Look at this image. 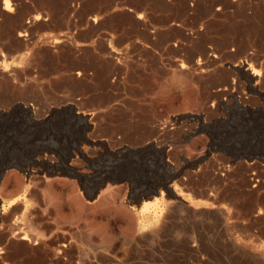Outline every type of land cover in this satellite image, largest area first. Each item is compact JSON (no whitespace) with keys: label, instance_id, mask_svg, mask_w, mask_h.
<instances>
[{"label":"rangeland","instance_id":"obj_1","mask_svg":"<svg viewBox=\"0 0 264 264\" xmlns=\"http://www.w3.org/2000/svg\"><path fill=\"white\" fill-rule=\"evenodd\" d=\"M0 61V201H15L0 219L18 234L0 264H264V0H0ZM151 142L173 196L139 198L168 172L161 154L103 155ZM108 185L127 214L107 209Z\"/></svg>","mask_w":264,"mask_h":264},{"label":"bare ground","instance_id":"obj_2","mask_svg":"<svg viewBox=\"0 0 264 264\" xmlns=\"http://www.w3.org/2000/svg\"><path fill=\"white\" fill-rule=\"evenodd\" d=\"M4 10H8V7H7V5H6V7L4 8ZM10 11V10H9ZM38 16V15H37ZM34 18V17H33ZM138 18V17H137ZM36 21L39 19V18H34ZM58 39H56V41H57ZM59 44V43H58ZM114 53V52H113ZM1 62V61H0ZM14 64V63H13ZM12 64V65H13ZM10 67V66H9ZM14 68H15V66H14ZM234 68V67H233ZM253 68V67H252ZM236 70L238 71V72H240V73H243V74H248V75H250V78L249 79H251V80H253V78H256L257 76H258V74L255 72V71H253V70H251V69H249V68H236ZM235 70V71H236ZM10 71V70H9ZM11 72V71H10ZM4 73H5V71H4ZM6 74H8V76H9V72L8 73H6ZM11 74V73H10ZM12 75V74H11ZM3 77H5L6 78V76H3ZM11 77V76H10ZM9 78V77H8ZM2 79V78H1ZM12 79V78H11ZM10 80V79H9ZM13 80V79H12ZM7 82V81H6ZM8 84V83H7ZM255 89V88H254ZM234 100H235V103H236V105H238L239 107H242V108H247L246 106H244V105H242L240 102H239V99L236 97V96H234V98H233ZM18 108H20V109H22V110H25V111H30V109H28V108H26V106L24 105V104H18ZM9 111V110H8ZM55 111V110H54ZM0 113H3V111H0ZM2 115V114H1ZM29 115V114H28ZM31 115V114H30ZM74 115V114H73ZM88 115V114H87ZM83 116V115H82ZM31 118V117H30ZM32 119V118H31ZM200 119H202V117H200ZM85 120V119H84ZM84 122V121H83ZM83 131V130H82ZM166 131H168V130H166ZM165 131V133H167ZM88 132V131H87ZM86 132V133H87ZM164 132V131H163ZM113 134V133H112ZM85 136V135H84ZM83 136V137H84ZM146 138V137H145ZM89 140V139H88ZM99 141V140H98ZM101 141V140H100ZM104 141V140H103ZM107 141V140H106ZM122 141V140H121ZM111 142V141H110ZM148 142V141H147ZM102 143V142H101ZM146 143V142H145ZM117 144V143H116ZM115 144V145H116ZM77 145V144H76ZM111 145V144H110ZM114 145V146H115ZM108 147V146H107ZM113 147V146H112ZM158 147V146H157ZM163 147V146H162ZM80 150V149H79ZM103 150H105V149H103ZM150 152V151H152V152H156V153H158V154H161L162 155V157H161V163L164 165V167H165V169L166 170H168V172L163 176V178L162 179H160V181L158 182V183H156L155 182V184H153L151 187H149V189H145V188H143L139 193H141L140 195H139V198L140 199H146V198H148L149 197V195H151V194H159L160 196H162L163 195V193L164 192H166L167 194H169V195H172L173 196V191H172V189L170 188V187H168V182L172 179V177H174L175 175H177V172L173 169V167L169 164V163H167V161L165 160V158H164V156H163V153H164V151H165V147H163L162 149H157L156 147H155V143H152L151 142V144H149L147 147H145V148H142V149H138V150H132L131 148H129L128 146H122L121 148H117V149H108L107 148V154H103L104 155V158L106 159V160H108V164L110 165V166H112V165H115L114 163H118V162H120L122 159H123V156L124 155H127V154H136V153H138V152ZM169 151V150H168ZM171 151V150H170ZM182 151V150H181ZM183 151H185V149L183 150ZM76 152V151H75ZM82 152V151H81ZM104 152V151H103ZM91 153V152H90ZM99 153V152H98ZM181 153V152H180ZM83 155V154H82ZM157 155V154H156ZM165 155V154H164ZM179 155H181V154H179ZM184 155V154H183ZM62 156V155H61ZM145 156H147V155H145ZM40 157V156H39ZM57 157V156H56ZM72 157V156H71ZM86 157V156H85ZM149 158H151L150 156H149ZM156 158V157H155ZM170 158V157H169ZM180 158V157H179ZM74 159V158H73ZM87 159V158H86ZM125 159H126V157H125ZM182 159V161L184 162V163H187V160L185 159V157H182L181 158ZM181 159H180V161H181ZM60 160V159H59ZM75 160V159H74ZM94 160V159H93ZM98 160H99V158H98ZM104 160V159H103ZM128 160V159H127ZM179 160V159H178ZM56 161V160H55ZM67 161V160H66ZM66 161H62L63 162V164H64V166H67V164H66ZM76 161V160H75ZM92 161V160H91ZM100 161V160H99ZM129 161H131V160H129ZM140 161V160H139ZM146 161H148V159L146 160ZM151 160H149V162H150ZM153 161V160H152ZM33 162L36 164V165H48V166H53V165H51V163H50V161L47 159V158H45V157H42L41 159H34L33 160ZM56 163H58V162H56ZM91 163V162H90ZM95 163V162H94ZM131 163V162H130ZM153 163V162H152ZM155 163V162H154ZM79 164H81V162L79 161ZM107 164V163H106ZM150 164V163H149ZM181 164H182V162H181ZM99 165H100V163H99ZM56 166H58V164L56 165ZM108 166V165H107ZM116 166V165H115ZM120 166V165H119ZM161 166V165H160ZM63 167V166H62ZM74 167V166H73ZM122 167H123V165H122ZM139 167V166H138ZM185 166L184 165H182L181 166V169H183ZM92 168H94V167H92ZM103 168H104V166H103ZM134 168H135V166H134ZM137 168V167H136ZM140 168V167H139ZM177 168V167H176ZM179 168V167H178ZM23 169V168H22ZM108 169H109V166H108ZM123 169V168H122ZM132 169H133V167H132ZM143 169V168H142ZM70 170V169H69ZM126 170H127V168H126ZM143 171V170H142ZM165 171V170H164ZM23 172L25 173V174H27V175H29L30 173H31V171L30 170H28L27 168H24L23 169ZM23 172H22V174H23ZM45 172V171H44ZM117 172V171H116ZM187 172V171H186ZM8 173V172H7ZM13 174H14V172H12ZM70 173V172H69ZM76 173V172H75ZM74 173V174H75ZM78 173V172H77ZM103 173V172H102ZM125 173V172H124ZM181 173V172H180ZM18 174V173H17ZM129 174V173H128ZM139 174V173H138ZM164 174V173H163ZM20 175V174H19ZM100 175V174H99ZM119 175V174H118ZM181 175V174H180ZM180 175L178 176V177H180ZM186 175V174H185ZM48 176V175H47ZM66 176V175H65ZM125 176V175H124ZM130 176V175H129ZM136 175H134L133 177H135ZM161 176V175H160ZM8 177V176H7ZM12 177V176H11ZM22 177V176H21ZM21 177H20V179H21ZM54 177V176H53ZM67 177V176H66ZM77 177V176H76ZM87 177V176H86ZM93 177V176H92ZM113 177V176H112ZM185 177V176H184ZM22 179H23V177H22ZM28 179H29V177H28ZM31 179H32V177H31ZM51 179H52V177H51ZM77 179H78V177H77ZM94 179H95V176H94ZM103 179H104V177H103ZM182 179V178H181ZM54 180V179H53ZM57 180H59L58 179V177H57ZM80 180V179H79ZM84 180V179H83ZM28 181V180H27ZM30 181V180H29ZM65 181H66V179H65ZM77 181V180H76ZM75 181V182H76ZM108 181V180H107ZM123 181V179H122V177L120 178V179H118L117 180V182H119V183H121ZM175 181V180H174ZM177 181V180H176ZM21 182V181H20ZM22 182H24V181H22ZM46 182V181H45ZM49 182H50V180H49ZM72 182H73V180H72ZM96 182H97V180H96ZM113 182V181H112ZM134 182V181H133ZM181 181L179 180V182H177V183H180ZM91 183V182H90ZM110 183V182H109ZM124 183V182H123ZM122 183V184H123ZM127 183V182H126ZM140 183V182H139ZM148 183V182H147ZM183 183H184V179H183ZM187 183V182H186ZM185 183V184H186ZM20 184V183H19ZM93 184V183H92ZM130 184V183H129ZM181 184H182V182H181ZM22 185V184H21ZM96 185V184H95ZM20 186V185H19ZM109 187H110V185H108ZM115 186H117V185H115ZM21 187V186H20ZM19 187V188H20ZM49 187V186H48ZM57 187V186H56ZM74 187V186H73ZM82 187H84V186H82ZM109 187H107V188H109ZM113 187H114V184H113ZM129 187H130V185H129ZM140 187V186H139ZM134 188H135V185H134ZM137 188V187H136ZM142 188V187H141ZM21 189V188H20ZM61 189V188H60ZM75 189V188H74ZM73 189V190H74ZM78 189V188H77ZM86 189V188H85ZM110 189H112L113 191H111L110 193H109V196L107 197V202L105 203V205H107V209L109 208V209H111V210H113L115 213H117V214H127V210L124 208L125 206H123V204H122V202H121V198H122V196H123V194H125L126 192H125V186H120L119 185V187L117 188V189H113V188H111L110 187ZM109 189V190H110ZM133 189V188H132ZM48 190V189H47ZM109 190H107V191H109ZM129 190V189H128ZM139 190V189H138ZM183 190H185V189H183ZM21 191V190H20ZM63 191V190H62ZM77 191H79V190H77ZM81 191V190H80ZM87 191V190H86ZM133 191V190H132ZM164 191V192H163ZM178 191V190H177ZM18 192V190L16 191V193ZM47 192V191H46ZM45 192V193H46ZM64 192H66V190L64 191ZM135 192H133V194H134ZM180 194V193H179ZM184 194V193H183ZM25 195V194H24ZM90 195V194H89ZM99 195V194H98ZM100 196V195H99ZM126 196V195H125ZM171 196V197H172ZM175 196V195H174ZM84 197V196H83ZM47 198V197H46ZM95 198V197H94ZM101 198V197H100ZM135 199V198H134ZM17 200H19V199H17ZM47 199H45V201H46ZM64 200H65V198H64ZM68 200H71V201H73V202H75L76 204H80L81 203V199H80V196L77 194V193H73L72 194V196L71 197H69L68 198ZM103 200V199H102ZM167 200V199H166ZM49 201V200H48ZM50 201L51 202H54V203H58L59 204V202L60 201H58V199H50ZM49 201V202H50ZM132 201H134V200H132ZM141 201V200H140ZM14 200H10V201H7V203L6 204H1V201H0V216L4 213V212H6V210L9 208V207H11L13 204H14ZM47 202V201H46ZM66 202V201H65ZM92 202V201H91ZM84 203V202H83ZM99 203V202H98ZM53 204V203H52ZM27 205V204H26ZM45 205L47 206L48 204L47 203H45ZM94 205V204H93ZM164 204H163V201H162V199H160V198H158V197H155L152 201H144L143 202V204H142V206L140 207V209H139V213H140V215L142 216V219H143V221L145 222L146 220H148V219H154L155 221H159L160 220V213H161V210H162V206H163ZM174 205V204H173ZM81 206H82V204H81ZM186 206V205H185ZM172 207V206H171ZM170 207V208H171ZM184 207V206H183ZM62 208H64V207H62ZM84 208V207H83ZM86 209H88L87 207H85ZM91 208V207H90ZM93 208H94V206H93ZM127 208V207H126ZM66 209V208H65ZM72 209H73V207H72ZM16 210V209H15ZM21 210V209H20ZM55 210V209H54ZM83 210V209H82ZM173 210H174V208H173ZM209 210V209H208ZM12 211H14L13 209H12ZM44 211V210H43ZM67 211V210H66ZM84 211V210H83ZM87 211H89V209L87 210ZM175 211V210H174ZM177 211V210H176ZM204 211V210H203ZM202 211V212H203ZM81 212V211H80ZM172 212V211H171ZM192 212V211H191ZM57 213V212H56ZM87 213V212H86ZM168 213V212H167ZM166 213V214H167ZM178 213V212H177ZM210 213V212H209ZM84 214V213H83ZM174 214V213H173ZM191 214V213H190ZM207 214V213H206ZM6 215H7V213H6ZM29 215H30V213H29ZM28 215V216H29ZM81 215V214H80ZM167 215H169V214H167ZM203 215V214H202ZM201 215V216H202ZM57 216V215H56ZM182 216H183V214H182ZM196 216V215H195ZM204 216V215H203ZM1 217H3V216H1ZM41 217V216H40ZM39 217V218H40ZM43 217H44V215H43ZM46 218H47V216H45ZM44 217V219L46 220V218ZM79 217V216H78ZM81 217V216H80ZM83 217H85V216H83ZM105 217V216H104ZM109 217V216H108ZM121 217V216H120ZM172 217V216H171ZM184 217V216H183ZM188 217V216H187ZM186 217V218H187ZM193 217V216H192ZM60 218V217H59ZM103 218V217H102ZM116 218H118V216H116ZM166 218V217H165ZM43 219V220H44ZM48 219H50V218H48ZM58 219V218H57ZM56 219V220H57ZM77 219V218H76ZM75 219V220H76ZM85 219V218H84ZM105 219V218H104ZM103 219V220H104ZM185 219V218H184ZM8 220H10V219H8L7 217H4L3 219H0V222H2V223H7V222H9ZM38 220H40V219H38ZM55 220V221H56ZM74 220V219H73ZM72 220V221H73ZM86 220V219H85ZM110 220H111V218H110ZM117 220V219H116ZM118 220H120V219H118ZM124 220V219H123ZM122 220V221H123ZM183 220V219H182ZM50 221V220H49ZM62 221V220H61ZM79 221V220H78ZM140 221V220H139ZM142 221V220H141ZM142 221V222H143ZM165 221H167V220H165ZM52 222H54V221H52ZM70 222V221H69ZM115 221H114V219H113V223H114ZM124 222H126V221H124ZM123 222V223H124ZM56 223V222H55ZM59 223V222H58ZM57 223V224H58ZM62 223V222H61ZM74 223V222H73ZM73 223H71V224H73ZM75 223H76V221H75ZM74 223V224H75ZM168 223V222H167ZM166 223V224H167ZM8 225H7V227H6V225L4 226V227H6V229L4 230L5 232H1L2 234H0V244L2 245V241L3 240H5V242H8L7 244H11V243H9V241L11 240V238L12 239H14V237L15 236H17L18 234H16L15 233V229L13 230V228H11V225L9 224V223H7ZM33 224V223H32ZM40 224H42V223H40ZM63 224L65 225V224H67V222L65 223L64 221H63ZM164 224V223H163ZM59 225H60V223H59ZM84 225L86 226L87 225V223H84ZM84 225H83V227H84ZM113 225V224H112ZM122 225V224H121ZM38 226V225H37ZM45 226V225H44ZM43 226V228H46V227H44ZM53 226V225H52ZM118 226V225H117ZM123 226V225H122ZM14 227V226H13ZM39 227V226H38ZM66 227V226H65ZM15 228V227H14ZM40 228V227H39ZM47 228H49V227H47ZM53 228V227H52ZM57 228V227H56ZM77 228V227H76ZM134 228V227H133ZM145 228V226L143 225V226H140V229L141 230H143ZM164 228V227H163ZM17 229V228H16ZM26 229V228H25ZM28 229V228H27ZM35 229V228H34ZM61 229V228H60ZM19 230V229H18ZM17 230V231H18ZM24 230V229H23ZM29 230V229H28ZM54 230V229H53ZM57 230V229H56ZM74 230H76V229H74ZM116 230V229H115ZM59 231V230H58ZM71 231V230H70ZM79 231V230H78ZM77 231V232H78ZM84 231H85V227H84ZM110 231V230H109ZM158 231V230H157ZM160 231V230H159ZM69 232V231H68ZM86 232H87V230L85 231V233L84 234H86ZM89 232V231H88ZM134 232V231H133ZM54 233H56V232H54ZM61 233V232H60ZM79 233V232H78ZM81 233V232H80ZM113 233V232H112ZM152 233V232H151ZM155 233V232H154ZM52 234V233H51ZM77 234V233H76ZM156 234V233H155ZM20 235H22V234H20ZM87 235H89L88 233H87ZM87 235H85V236H87ZM151 235V234H150ZM28 236V235H27ZM25 234H23L22 236H18V240H21L22 242L24 241L26 244H27V241L28 242H30V241H32V240H30V239H28V237H27ZM54 236V235H53ZM82 236V235H81ZM90 236V235H89ZM29 237H31V236H29ZM63 237V236H62ZM65 237H66V235H65ZM73 237V236H72ZM16 238V237H15ZM33 238V236L31 237V239ZM48 238V237H47ZM51 238V237H50ZM54 238V237H53ZM56 238H57V236H56ZM56 238H54V239H56ZM71 238V237H70ZM77 238V237H76ZM138 238V237H137ZM146 238V237H145ZM148 238H150V237H148ZM156 238V237H155ZM154 238V239H155ZM35 239V238H34ZM33 239V240H34ZM60 239V238H59ZM63 239H65V238H63ZM67 239V238H66ZM62 240V244H63V242H65V241H67V240ZM153 239V240H154ZM16 240V239H15ZM30 240V241H29ZM44 240V239H43ZM39 241H40V239H39ZM47 241V240H46ZM57 241V243H60L61 242V240H59L60 242H58V240H56ZM70 241V240H69ZM68 241V242H69ZM81 241V240H80ZM101 241V240H100ZM134 241H136V240H134ZM144 241V240H143ZM149 241V240H148ZM151 241V240H150ZM20 242V241H19ZM52 242H53V239H52ZM55 242V241H54ZM121 242V241H120ZM130 242H132V241H130ZM186 242V241H185ZM31 243H33V242H31ZM34 243H36L35 241H34ZM34 243H33V245H34ZM38 243V242H37ZM40 243V242H39ZM47 243V242H46ZM49 243V242H48ZM71 243V242H70ZM74 243V242H73ZM72 243V244H73ZM5 244V243H4ZM3 244V245H4ZM41 244H42V241H41ZM53 244V243H52ZM64 244H68V243H64ZM71 244V245H72ZM130 244V243H129ZM184 244V243H183ZM23 245H25V244H23ZM36 245H38V244H36ZM40 245V244H39ZM69 245V244H68ZM70 245V246H71ZM186 245H187V242H186ZM9 246V248H10V245H8ZM8 246H7V250L9 249L8 248ZM27 246V245H26ZM59 246V245H58ZM74 246V245H73ZM6 247V246H5ZM17 247V246H16ZM18 247H20V246H18ZM25 246H23L22 248H24ZM55 247V246H54ZM64 247V246H63ZM66 247V249H67V246H65ZM185 247V246H184ZM47 248V247H46ZM60 247H57L56 246V248L55 249H59ZM137 248V247H136ZM6 249V248H5ZM14 249H16V248H14ZM21 249V248H20ZM60 249H62V248H60ZM59 249V250H60ZM18 250V249H17ZM64 251H66L65 249H63ZM62 250V251H63ZM68 250V249H67ZM72 250V249H71ZM71 250H69L70 252H71ZM132 250V249H131ZM135 250V249H134ZM2 251H4L2 248H0V253H2ZM15 251V250H14ZM47 251H50L49 249L47 250ZM56 251V250H55ZM17 252V251H16ZM23 252V251H22ZM46 252V251H45ZM53 252V251H52ZM57 252V254H59L58 253V251H56ZM67 252V251H66ZM65 252V253H66ZM70 252H69V255H70ZM73 252H74V250H73ZM72 252V253H73ZM28 253V252H27ZM60 253L62 254V252L60 251ZM22 254V253H21ZM49 253L47 252V255H48ZM53 254V253H52ZM51 254V255H52ZM73 254H75V253H73ZM6 255V254H5ZM50 255V254H49ZM68 254H64V256L63 257H66ZM19 256V255H18ZM44 256V255H43ZM56 256V255H55ZM59 256V255H58ZM71 256V255H70ZM4 257V256H3ZM16 257V256H15ZM68 257V256H67ZM1 258V257H0ZM12 258V257H11ZM18 258V257H17ZM41 258V257H40ZM40 258H39V260H40ZM48 258H50V257H48ZM52 258H53V256H52ZM51 258V259H52ZM57 258H59V257H57ZM56 258V259H57ZM74 259V256L72 257L71 256V259ZM3 259V258H2ZM34 259V258H33ZM36 259V258H35ZM42 259V258H41ZM44 259V258H43ZM54 259V258H53ZM56 259H55V261H56ZM59 259H61L62 260V258H59ZM64 259V258H63ZM66 259H68V258H66ZM69 259H70V257H69ZM3 260H6L5 259V257H4V259ZM37 260H38V257H37ZM74 260H76V259H74ZM77 260L79 261V258L77 257ZM12 261V260H11ZM27 261V260H26ZM44 261H46V259L44 260ZM48 261H49V259H48ZM48 261H46V263L45 264H47V262ZM55 261H52L51 260V262H55ZM59 261V260H58ZM57 261V262H58ZM64 261V260H63ZM62 261V262H63ZM66 261V260H65ZM68 261V260H67ZM36 262H38V261H36ZM35 262V263H36ZM72 262V261H71ZM71 262L70 261H68L66 264H71ZM74 262V261H73ZM77 262V261H76ZM34 263V264H35ZM44 263H42V264H44ZM59 263H60V261H59ZM58 263V264H59ZM19 264V263H18ZM37 264V263H36ZM38 264H41L40 263V261L38 262ZM53 264V263H52ZM55 264V263H54ZM64 264H65V262H64ZM75 264V263H74Z\"/></svg>","mask_w":264,"mask_h":264},{"label":"water","instance_id":"obj_3","mask_svg":"<svg viewBox=\"0 0 264 264\" xmlns=\"http://www.w3.org/2000/svg\"><path fill=\"white\" fill-rule=\"evenodd\" d=\"M70 110H73L72 107L70 108ZM258 159H260L259 157H257ZM253 157H248L247 160L252 161Z\"/></svg>","mask_w":264,"mask_h":264}]
</instances>
